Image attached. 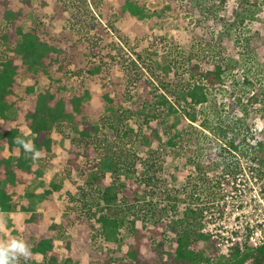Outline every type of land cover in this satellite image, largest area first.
Here are the masks:
<instances>
[{
  "label": "rangeland",
  "instance_id": "374dc122",
  "mask_svg": "<svg viewBox=\"0 0 264 264\" xmlns=\"http://www.w3.org/2000/svg\"><path fill=\"white\" fill-rule=\"evenodd\" d=\"M10 1L13 7H21V0ZM129 1L143 9L146 20L139 21L122 12ZM167 6L171 8L166 11L164 8ZM244 6L239 7L236 0H32L31 9L23 7L22 15L26 16L21 18L19 24L24 29L36 30L42 39L67 51L72 50V46L84 47V61L78 60L76 55L70 56L71 64L63 75L65 79L79 67L85 69L90 64L105 60L107 64L103 66L101 74L111 69L117 72L120 80L118 92L124 101L108 105L100 99L102 85L109 82L113 71L103 80L99 77L97 82L83 77L81 87H78L75 78H69L68 90L74 88L76 92H81L88 89L92 94L89 110L101 107L99 119L94 121L100 127L96 135L100 146L92 151L91 157L77 159V168L71 166L64 160L72 158L69 152L72 143L82 145V126L63 124L60 131L57 128L52 131L54 149L51 154L40 153L36 156L37 152L31 147L28 151L32 170L40 169L43 173L34 174L28 184L19 188V203L24 204L27 210L6 214L0 221L3 222L0 241L7 242L14 238L24 241L23 222L33 211H37L41 214L40 232H44L52 223L57 226L54 246L59 260L53 264H106L105 258L112 257L114 251L104 245L98 230L91 229L89 223L94 215H99L107 207L103 201V191L116 193L124 186L129 187L130 181L142 183L143 190L138 201L128 199L124 204L121 194L117 192L116 200L110 205L112 209H121L124 217L119 229L123 247L131 237L129 227L133 214L142 225L150 226L156 218L153 212L158 209L154 206L165 203L168 206L174 204L175 212L167 210L163 219L181 214L190 206L203 210L204 229L212 222L216 230L223 226L225 229L238 226L240 222L233 220L232 216L245 205L249 192L245 196L234 197L229 192L230 181L224 177L226 167L218 166L219 163L211 164L208 171L203 169L202 173L198 172L196 164L204 159L207 150L226 147L227 142L210 130L224 124L222 119L239 127L246 126L248 131L244 135L247 138L250 127H264V43L255 41L256 45L252 41L250 44L255 48L250 50L247 47V38H264V0H258L254 6L250 3ZM91 40L97 44L94 50L88 43ZM8 50L7 43H0V55L9 53ZM116 61L119 64L116 65ZM156 63L168 64L173 71L177 69V84L174 83L173 72L165 76ZM193 65L197 66L196 71L211 69L214 65L228 67L224 73L228 81L221 86L226 89V94L237 95L241 99L234 103L232 113L227 111L228 101L225 102L222 93L215 90L216 87H211L209 92H216L214 101L219 110L221 105L226 107L223 113L210 103L195 105L190 98H185L182 86L187 83L192 70L190 66ZM127 70L133 75L134 71L135 74L142 72V80L147 79L152 83L147 92L154 96L157 92L165 96L174 109L168 114L165 112L163 141L153 144L147 151L138 146L145 129V104L137 98L143 90L139 84L129 85L127 80L121 78L127 75ZM243 71L255 90L251 87L249 91L244 85ZM196 79H200L198 75ZM255 92L260 101L248 104V97ZM159 109L163 110L164 107L159 106ZM8 115L15 118L16 109L9 110ZM204 123L207 126H203ZM169 132L181 134L180 142L173 147L166 143ZM32 138L33 135L27 133L21 140L24 145L32 146ZM2 149L9 155L6 147ZM16 155L13 154L14 157ZM222 155L226 157L224 163L230 165L236 162L240 165L237 169H241L242 165L248 167L244 160L231 157V152ZM110 156L114 160L120 157L113 169L106 166L110 164L107 161ZM262 156L257 160V169L263 168L259 175L264 171V154ZM88 171L101 183L87 178L85 173ZM231 174L230 177H233L234 174ZM150 176L154 179L149 182L147 177ZM263 176L259 177V181L263 182ZM154 191L155 194L152 193ZM167 196L178 200H171ZM248 210L249 207L245 208L242 214L246 215ZM14 215L18 218H14ZM211 228L215 231L213 225L207 230ZM248 231L250 229L247 227L244 234H249ZM170 236L166 233L167 239ZM193 247L201 250L206 257L210 256L204 241H199ZM105 252L109 254L104 256ZM125 259L124 256H116L110 264ZM33 264H45V260L37 256Z\"/></svg>",
  "mask_w": 264,
  "mask_h": 264
},
{
  "label": "trees",
  "instance_id": "16d2710c",
  "mask_svg": "<svg viewBox=\"0 0 264 264\" xmlns=\"http://www.w3.org/2000/svg\"><path fill=\"white\" fill-rule=\"evenodd\" d=\"M31 2L32 0H21V7L18 8L13 7L10 0H0V25H3L0 26V43L9 45V53L0 55V215L15 210L26 211V206L19 203L18 200L19 188L28 184L34 174L43 173L40 169L32 170L30 151L26 150L24 143L20 142L22 136L27 133L33 135L31 143L34 152L51 154L54 149L52 131L55 128L60 131L63 124L69 127L82 126L80 131L82 145L72 143L69 150L72 158L64 160L76 168L78 166L77 159L91 157L92 151L100 146L96 137L100 127L94 121L99 119L101 107L89 110L92 94L88 89H83L81 92H76L74 88L68 90L69 78H75L78 87H81L83 77L97 82L99 77L103 80L110 71H113L109 82L102 85L100 99L108 105H116L124 101L122 94L118 92L120 80L116 76L117 72L111 69L109 72L101 74L103 66L107 64L105 60H99L98 64H90L85 69L79 67L73 70L74 73L69 74L67 79L63 77L71 64L70 56L76 55L78 60L84 61L85 49L83 46H72L73 49L67 51L62 46L42 39L36 30L24 29L19 24L21 18L26 16V14L22 15L21 9L23 7L31 9ZM236 2L239 7H245L244 5L249 6V3L251 6L256 5L258 0H236ZM170 8L167 6L164 10L167 11ZM122 12H127L128 15L139 21L147 19L143 9L137 7L132 1L124 5ZM247 40V47L250 50L255 48L251 46L250 42L264 43V38L261 40L260 37H251ZM88 43H91L93 50L97 48L96 41L91 40ZM115 63L119 64L117 61ZM156 66L167 77L172 71L175 76L174 83L177 84L178 71L176 73L175 67L176 70L173 71V68L168 64L156 63ZM190 67L192 70L189 73V79L182 86L185 98H190L195 105L210 103L213 108L219 110L214 101L216 92H209L211 87H216L215 90H218L219 94L222 93L225 102L228 101L227 111L232 113L234 103L236 104L241 99L237 95L226 94V89L221 86L228 81V78L224 76L228 67L214 65L211 69L203 71H196V65ZM141 75L140 71L136 74L134 71L133 75L130 70H127V75L121 78L127 80L129 85L137 86L139 84V88L143 90L137 98L142 100V104H145L144 108L142 107L143 112L145 111V129L142 131L138 146L141 150L147 151L153 144L163 141V118L174 109L165 96L158 92L155 96L147 92L148 86L152 83L147 79L142 80ZM196 75L200 79H196ZM242 76L243 83L249 88V91L252 88L255 90L245 71L242 72ZM43 79H46L47 82ZM64 82L66 83L64 84ZM156 98L157 100L154 101ZM258 101H260V97L255 92L248 97L246 102L256 104ZM159 106H163L164 109L160 110ZM11 109L17 111L15 118L8 115V111ZM225 109L226 107L221 105L219 111L223 113ZM221 122L224 124L214 126L210 130L214 135L218 133L220 138L227 142V145L207 150L204 159L196 164L199 173L208 171L211 164L214 166L218 163V166L222 165L223 168L226 167V170H229L230 166L228 163H224L226 157L223 158L222 154L230 153L231 150L244 152L246 140L244 132L248 131L247 127H239L234 123L225 122L223 119ZM203 126L207 125L204 123ZM180 139L181 134H170L169 132L166 143L173 147L180 142ZM254 141L255 143L252 145L254 155L263 158L264 127L254 136ZM3 147H6L9 155L4 153ZM15 153L17 155L14 157ZM107 161L110 164L106 166L113 169L120 161V157L114 160V157L110 156ZM85 175L91 180L95 179L92 172L88 171ZM153 179V176L147 177L149 182ZM94 181L101 183L97 178ZM141 185L142 183L130 181L129 187L124 186L119 191L117 190L118 194H121L124 204L128 199L138 201L141 190H143ZM54 188L57 189L55 186ZM117 192L103 191V201L107 207L99 215H94L92 222L89 223L91 229L98 230L104 245L114 251L112 257L105 258L106 264L113 263L116 256L126 257L123 262L116 264H264V243L259 245H253L251 242L235 243L231 250L223 252L222 242L212 239L210 233L202 231L204 217L200 207L187 206L181 214L163 219L167 210H174V204L168 206L165 203L163 206H154L158 209L153 212L156 218L151 221L150 226L142 225L140 219L133 214L129 227L131 237L123 247L119 229L124 223V217L120 213L121 209H112L110 206L116 200ZM152 193L155 194V191ZM167 197L171 200H178L176 197ZM40 223L41 214L37 211H33L24 220V241L29 245L32 255L28 258L20 257L15 264H33L37 256H41L45 260V264H53L59 260V254L54 246V238L58 235L56 224L52 223L48 229L40 232ZM166 233L171 235L168 239ZM199 241L206 243L210 256L206 257L201 250L194 249L193 246ZM65 245L69 248L67 242ZM108 254L105 252L104 256Z\"/></svg>",
  "mask_w": 264,
  "mask_h": 264
},
{
  "label": "built area",
  "instance_id": "2783aa9c",
  "mask_svg": "<svg viewBox=\"0 0 264 264\" xmlns=\"http://www.w3.org/2000/svg\"><path fill=\"white\" fill-rule=\"evenodd\" d=\"M261 129L262 128L250 127L249 137H245L247 139L245 140L246 145L244 144L243 153L231 150V154H233L231 157L236 156V158H234L235 160H244L248 167L242 165L241 169H237L240 165L236 162H232L229 165V170L224 173V177L230 181L229 192H231L234 197L245 196L247 192H249L247 200L244 202L245 205L237 210V214L232 216L233 220L240 222L239 225H235L229 229H225L226 227L223 226L216 230V225L212 222L208 225V228L213 225L215 231H213V228L209 230H207L208 228H203L202 230L210 233L212 239L222 242L223 252L231 250L235 243L242 244L243 242L251 241L253 245L264 243V236L262 235L264 230V180L263 182L259 181V177L263 176L264 171L259 175V172H261L263 168L257 169V167L259 168V164L257 163L259 158L254 155L252 148V145L255 143L254 136L257 135ZM231 173L234 174L233 177H230V175H232ZM237 205H241V203ZM247 207H249L250 211H247L249 213L246 215L242 214V211ZM243 224H245L246 228L248 227V229H250L247 235L244 234L246 228L244 229Z\"/></svg>",
  "mask_w": 264,
  "mask_h": 264
},
{
  "label": "clouds",
  "instance_id": "9594fccd",
  "mask_svg": "<svg viewBox=\"0 0 264 264\" xmlns=\"http://www.w3.org/2000/svg\"><path fill=\"white\" fill-rule=\"evenodd\" d=\"M23 143V141H20ZM26 150H31L30 144L24 145ZM39 156L40 153H36ZM0 227H3V222H0ZM32 255L29 245L20 239H11L10 241H0V264H15L20 258H28Z\"/></svg>",
  "mask_w": 264,
  "mask_h": 264
},
{
  "label": "crops",
  "instance_id": "0c3cea01",
  "mask_svg": "<svg viewBox=\"0 0 264 264\" xmlns=\"http://www.w3.org/2000/svg\"><path fill=\"white\" fill-rule=\"evenodd\" d=\"M7 213H11V212L2 213L0 215V221H2L3 218H5V216H6ZM14 218H18V216L17 215H14Z\"/></svg>",
  "mask_w": 264,
  "mask_h": 264
}]
</instances>
